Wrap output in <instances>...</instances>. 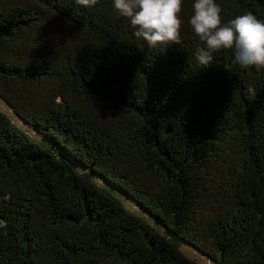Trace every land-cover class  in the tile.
Masks as SVG:
<instances>
[{
	"label": "trees",
	"instance_id": "1",
	"mask_svg": "<svg viewBox=\"0 0 264 264\" xmlns=\"http://www.w3.org/2000/svg\"><path fill=\"white\" fill-rule=\"evenodd\" d=\"M215 2L264 21V0ZM194 3L165 48L114 0H0V99L66 155L0 111V264H264V68L200 65Z\"/></svg>",
	"mask_w": 264,
	"mask_h": 264
},
{
	"label": "clouds",
	"instance_id": "2",
	"mask_svg": "<svg viewBox=\"0 0 264 264\" xmlns=\"http://www.w3.org/2000/svg\"><path fill=\"white\" fill-rule=\"evenodd\" d=\"M92 8L99 0H75ZM114 10L126 18L150 47L181 43L182 0H114ZM221 7L215 0H195L189 24L205 47H198L196 59L204 67L212 64L213 53L231 50L234 64L242 68H264V21L252 12L241 14L227 23L222 22ZM252 91V89H248Z\"/></svg>",
	"mask_w": 264,
	"mask_h": 264
},
{
	"label": "rangeland",
	"instance_id": "3",
	"mask_svg": "<svg viewBox=\"0 0 264 264\" xmlns=\"http://www.w3.org/2000/svg\"><path fill=\"white\" fill-rule=\"evenodd\" d=\"M0 111H2L3 113H5L19 129H21L26 134H28L34 141H36L37 143H39L43 147L50 149L57 156H64V157L66 156L64 154L63 150L61 148L57 147L51 140H49L46 137H44L43 135L39 134L32 127H30L27 124L23 123L18 117H16L14 115V113L12 112V110L10 108H8L7 105L1 99H0ZM70 160L75 164L76 169L80 173H90V168H85L84 166H82L81 164L75 162L74 160H72V159H70ZM92 179L96 183H98L99 185H101L102 187L111 190L113 192V194L120 199V201L122 202V204L127 209H129L130 211H132L133 213H135L137 216H139L142 219H144L147 223H149L150 225H152L160 233H162V234L165 233L164 227L161 224H159L158 222H156L153 219V217L145 209H143L141 206H139L137 203H135L127 195H125L124 193H122L120 190L113 188L107 182H105L104 180L98 178L95 175H92ZM184 246L186 247V249H188L190 251L191 254H193V255L194 254H197L196 255V258L197 259H199L201 261H204V262H207L203 257H201L200 255H198V251H196L193 247H191L189 245H186V244H184ZM208 264H211V263L208 262Z\"/></svg>",
	"mask_w": 264,
	"mask_h": 264
}]
</instances>
